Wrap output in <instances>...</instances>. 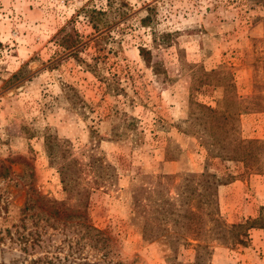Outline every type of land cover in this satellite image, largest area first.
<instances>
[{
	"label": "rangeland",
	"instance_id": "obj_1",
	"mask_svg": "<svg viewBox=\"0 0 264 264\" xmlns=\"http://www.w3.org/2000/svg\"><path fill=\"white\" fill-rule=\"evenodd\" d=\"M67 35L79 46L62 47ZM260 113L264 0H0V237L30 234L31 259L56 264H194L199 246L211 264L213 243L264 225L233 228L218 200V182L258 189ZM49 137L83 165L73 195ZM173 161L183 171L169 174ZM23 259L0 242V264Z\"/></svg>",
	"mask_w": 264,
	"mask_h": 264
},
{
	"label": "crops",
	"instance_id": "obj_2",
	"mask_svg": "<svg viewBox=\"0 0 264 264\" xmlns=\"http://www.w3.org/2000/svg\"><path fill=\"white\" fill-rule=\"evenodd\" d=\"M254 117V116H252ZM259 122L251 125V129L257 130L253 138L264 140V133L261 135L260 122L264 121V113L257 115ZM196 169L200 165H196ZM166 166L169 174H177L183 171L178 162H170ZM200 171H203L200 170ZM258 189L255 191L253 180L236 179L229 184L218 188V200L224 211V217L229 225L244 224L246 221H257L264 214V176H257L255 179ZM249 186L252 190L249 189ZM228 237H231L228 232ZM245 244L236 239V244H224L216 241L211 246V264H264V228L254 227L248 230L247 236H241ZM198 242V241H196Z\"/></svg>",
	"mask_w": 264,
	"mask_h": 264
},
{
	"label": "trees",
	"instance_id": "obj_3",
	"mask_svg": "<svg viewBox=\"0 0 264 264\" xmlns=\"http://www.w3.org/2000/svg\"><path fill=\"white\" fill-rule=\"evenodd\" d=\"M99 13L104 14L103 12H99ZM144 23L146 24L145 20H144ZM99 30H98V32H99ZM79 44H80V42H78L76 39H74L70 35H67L65 37V39L61 42V46L67 50H72V49L78 47ZM140 53H141V56H142L143 60L145 61V63H147V65H150L156 74H161V71H162L161 63L159 61H156V59H154L152 51L145 49V48H142L140 50ZM74 54H77V53L74 52ZM82 63H84V61H82ZM87 66L92 67V65H90V64ZM200 108L203 109L204 111L210 113L214 117L215 116L217 117V115H218V113L215 110H213L209 107H205V106L200 105ZM47 140H48V144H49L48 149H49L51 162L53 165L59 166L62 184L64 186V191L69 193L70 195H73L74 188L76 189L78 187V185L81 184L82 172L84 170L83 165L79 162V160L71 157V155L69 154V151L67 149H64V146L60 144V141L55 140L52 137H49ZM54 141L57 143V145L52 143ZM56 146L58 147L57 149H56ZM57 150H59V151H57ZM86 166L91 168L94 171H97L98 169L102 170V168H103V164L100 162V160L94 159L92 156L90 157V163H88ZM7 175H8L7 168L4 165L0 164V179L6 178ZM200 178L202 181L201 183H203L206 186V188H209V186L214 185L212 182L213 179H216L217 181L219 180L216 177V175H208V174H202ZM188 181L189 182L195 181V177L193 176L192 179H188ZM221 185H224V184L218 182V186H221ZM193 191H194V193H196L197 190L195 189ZM79 192L81 193V195L86 194V192L84 190H81V189ZM56 203L57 202H54V204H56ZM32 207H33V205H31V208ZM29 209H30V206L27 207L26 210L28 211ZM254 225H256V224H252L251 226H249L248 230L251 228H254V227L264 228L263 224H261L260 226H254ZM236 227H238V226L233 225V228H236ZM16 235H17V237H14L15 234L12 232V230L6 229L5 235H1V237H0V242H5L6 238L9 236L10 241L20 243L21 249L23 250V253L25 254V259H23V261H21V262H18L17 264H56V262L54 260L50 259L49 257H36V258L31 259V253H29L30 250H28L29 249L28 247L31 245L30 234H25V233L17 230ZM245 236H247V234H245ZM143 237L146 240H149V239L155 240V239L159 238L160 235L155 234V235L148 237L146 230H143ZM238 240L240 241V239H238ZM240 242H243V244H245V242L242 241V239ZM202 248L209 250L207 247L199 246L198 258L194 264H210L208 262L206 263L204 253H202V251L200 252V250Z\"/></svg>",
	"mask_w": 264,
	"mask_h": 264
}]
</instances>
